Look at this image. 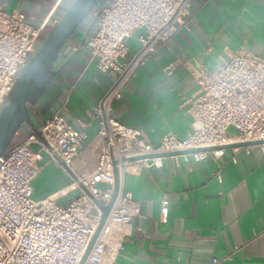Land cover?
Masks as SVG:
<instances>
[{"label": "crops", "instance_id": "obj_1", "mask_svg": "<svg viewBox=\"0 0 264 264\" xmlns=\"http://www.w3.org/2000/svg\"><path fill=\"white\" fill-rule=\"evenodd\" d=\"M74 1L0 0V6L24 13L35 25L45 24L44 38ZM89 24H82L69 39L54 64L57 75L29 106L37 129L60 112L85 134L70 171L44 154L33 181V195L39 200L64 190L67 194L59 203H68L80 193L73 188L76 174L91 172L98 164L100 124L93 109L115 74L99 70L80 47ZM143 32L133 31L124 61L140 46ZM241 49L264 55V0H193L189 29H179L139 65L121 98L113 101L112 116L140 129L154 144L169 133L185 139L193 122L185 99L199 96L185 62L213 70ZM171 63L177 66L167 74ZM32 133L33 128L23 124L13 141L22 142ZM229 133L234 135V128ZM123 189L140 203L142 218L133 223L114 264H211L213 259H219L218 264H264V155L258 145L224 149L220 158L209 154L199 161L192 155L166 157L160 168L128 171Z\"/></svg>", "mask_w": 264, "mask_h": 264}, {"label": "built area", "instance_id": "obj_2", "mask_svg": "<svg viewBox=\"0 0 264 264\" xmlns=\"http://www.w3.org/2000/svg\"><path fill=\"white\" fill-rule=\"evenodd\" d=\"M192 3L109 0L103 6L80 46L88 52L90 63L104 73L115 74L111 87L93 109L100 124L98 164L91 172L76 174L73 188L80 193L68 203H59L67 194L64 190L34 200L33 181L44 154L71 169L85 134L56 112L41 124L38 133L8 148L0 157V264H79L100 222L102 212L97 203L106 206L113 198L114 162L119 192L84 264H114L133 223L142 218L140 203L123 189L128 171L138 172L143 166L160 168L164 157L158 155L165 153L234 142L263 141L258 146L264 155V55L246 50L236 51L213 70L196 61L185 62L199 85V96L185 99L191 104L193 118L185 139L169 133L154 144L143 131L123 125L111 114L113 101L121 98L123 87L139 65L167 45L179 29H189ZM44 26L33 24L22 12H7L0 6V110L21 69L38 51ZM135 29L144 31L138 36L140 48L130 61H124ZM176 66L171 63L166 73H172ZM230 128H234V135H230ZM209 154L220 158L224 149L187 155L199 161ZM133 157L139 159L128 160ZM219 262L213 259L211 264Z\"/></svg>", "mask_w": 264, "mask_h": 264}, {"label": "water", "instance_id": "obj_3", "mask_svg": "<svg viewBox=\"0 0 264 264\" xmlns=\"http://www.w3.org/2000/svg\"><path fill=\"white\" fill-rule=\"evenodd\" d=\"M108 1L109 0H75L46 37L38 51L31 57L28 63L23 66L17 80L7 95V103L0 110V157L11 146L16 134L23 124H29L34 132L38 133V129L32 121L29 106L35 104L39 100L57 75L58 71L54 68V64L65 45L69 42V39L77 32L79 27L87 21L92 12L96 10L94 18L91 20L84 33L82 40V43H84L92 28L95 26L96 21L99 19L103 6ZM262 143L263 141L234 142L222 146L171 152L158 156L166 158L176 155L194 154L197 152H210L216 149L250 147ZM136 159L139 158L133 157L128 160L132 161ZM62 165L67 170H71L65 163H62ZM114 165L116 177L113 198L106 206L97 203L102 212L100 222L79 264L85 263L119 192L120 181L116 162H114ZM81 187L84 191L88 192L86 187L83 185H81Z\"/></svg>", "mask_w": 264, "mask_h": 264}, {"label": "rangeland", "instance_id": "obj_4", "mask_svg": "<svg viewBox=\"0 0 264 264\" xmlns=\"http://www.w3.org/2000/svg\"><path fill=\"white\" fill-rule=\"evenodd\" d=\"M81 29H82V27H79V29L77 30V32H78V31L80 32ZM46 37H47V36H45L44 38H42V37L40 38V41H39V44H38V45H39L38 48H40V46L43 44V42L45 41ZM139 48H140V46L138 47V49H139ZM138 49H137V50L135 49V52L129 54L130 56L127 57L126 60H127V61H130V60L134 57V55H135V53L138 51ZM128 52H129V50H128ZM231 129H232V128H231ZM14 144H15V142L13 141V143L11 144V146L14 145ZM35 148H37V147H35ZM74 198H75V195H74ZM33 199H34V200H39V199H37V197H35V195H33Z\"/></svg>", "mask_w": 264, "mask_h": 264}, {"label": "trees", "instance_id": "obj_5", "mask_svg": "<svg viewBox=\"0 0 264 264\" xmlns=\"http://www.w3.org/2000/svg\"><path fill=\"white\" fill-rule=\"evenodd\" d=\"M96 10L92 12V14L88 17L86 23H90L91 20L94 18V14H95Z\"/></svg>", "mask_w": 264, "mask_h": 264}]
</instances>
